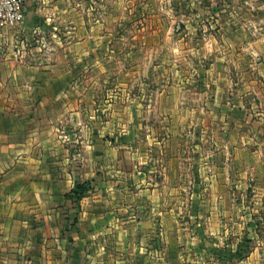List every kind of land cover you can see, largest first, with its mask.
<instances>
[{
  "label": "crops",
  "instance_id": "obj_1",
  "mask_svg": "<svg viewBox=\"0 0 264 264\" xmlns=\"http://www.w3.org/2000/svg\"><path fill=\"white\" fill-rule=\"evenodd\" d=\"M23 6L21 25L0 26V264H264V84L246 87L264 76L243 74L240 102L224 105L229 129L241 130L239 141L225 131L233 153L225 171L208 160L210 177L246 178L247 193L257 197L249 205L203 202L205 143L201 130L189 138L187 107L171 105L166 93L161 124L148 138L161 147L160 158L152 152L148 174L138 175L136 150L131 162L137 108L111 97L90 101L91 69L104 62L92 56L104 47L95 40L100 26L73 0ZM123 113L131 115L128 123ZM77 179H91L93 187L69 228L75 211L65 195ZM245 238L256 244L250 251ZM234 244L247 252L240 262Z\"/></svg>",
  "mask_w": 264,
  "mask_h": 264
},
{
  "label": "rangeland",
  "instance_id": "obj_2",
  "mask_svg": "<svg viewBox=\"0 0 264 264\" xmlns=\"http://www.w3.org/2000/svg\"><path fill=\"white\" fill-rule=\"evenodd\" d=\"M73 4L75 10L88 14L90 25L100 26L95 40L100 46L104 44L99 51H92V56L98 55L104 62L91 69L90 76L96 81L91 87L95 95L90 101L97 103L98 98L104 97L108 103L111 97L137 108V114H132L137 121V135L131 146L134 157L131 162H135L136 150L138 175L148 174L152 152L157 151L160 158L161 147L149 144L148 138L151 126L161 124V102L168 93L171 105L179 103L187 107L189 138L193 137L194 130H201L205 143L200 200L234 206L253 202L257 195L247 193L243 183L246 178L241 181L235 176L234 181L226 174L212 178L208 160L212 158V169L225 171L221 168L230 161L226 157L233 154L225 131L233 130V140L239 141L241 130L239 126L229 129L224 105L240 102L236 93L245 86L241 81L243 74L253 81L255 75L264 76V0H73ZM50 37L54 38L51 34ZM47 40L45 37L44 41ZM77 84L80 90L83 83ZM257 84L260 87L264 83L249 82L246 87L253 89ZM119 93L122 97L117 98ZM192 107H200V110ZM130 116L123 113V121L128 123ZM233 118L240 120L239 115L233 114ZM198 125H201L200 129ZM234 147L240 154L239 146L235 144ZM211 153L214 154L208 157ZM125 158L127 165L124 168L130 171L129 156ZM80 160L81 156L77 155L76 163ZM158 164L150 170L159 169ZM153 180L161 179L149 178L150 183ZM79 182L88 184L80 199L68 198L70 191L65 195L75 211L74 224L69 228L76 226L81 200L93 187L91 179H77L73 186ZM227 211L239 212L232 208ZM257 216L253 214L252 218ZM261 226L255 227V234L263 229L264 225ZM251 240L245 238L242 242L248 251L256 245ZM234 246L236 262L244 260L247 252H242L243 248L236 244Z\"/></svg>",
  "mask_w": 264,
  "mask_h": 264
},
{
  "label": "built area",
  "instance_id": "obj_3",
  "mask_svg": "<svg viewBox=\"0 0 264 264\" xmlns=\"http://www.w3.org/2000/svg\"><path fill=\"white\" fill-rule=\"evenodd\" d=\"M23 21V0H0V26L17 27Z\"/></svg>",
  "mask_w": 264,
  "mask_h": 264
},
{
  "label": "trees",
  "instance_id": "obj_4",
  "mask_svg": "<svg viewBox=\"0 0 264 264\" xmlns=\"http://www.w3.org/2000/svg\"><path fill=\"white\" fill-rule=\"evenodd\" d=\"M88 189V184L86 182L76 183L70 192L67 194V197L73 200H78Z\"/></svg>",
  "mask_w": 264,
  "mask_h": 264
}]
</instances>
